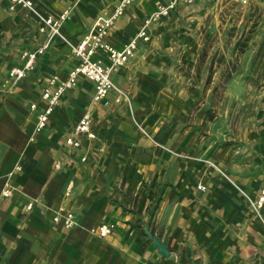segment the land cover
<instances>
[{"label":"crops","instance_id":"obj_1","mask_svg":"<svg viewBox=\"0 0 264 264\" xmlns=\"http://www.w3.org/2000/svg\"><path fill=\"white\" fill-rule=\"evenodd\" d=\"M32 1L45 13L70 11L61 26L64 39L54 37L34 68L11 85L10 68L46 36L34 16L0 0V264H264V208L258 215L252 207L264 188V95L238 118L242 128L234 124L226 141L218 139L212 121L207 130L197 127L203 119L190 122L186 87L169 84L163 60L155 67L166 78L153 76L156 60L149 48L156 29L166 25L164 17L150 25L151 41L138 42L133 56L112 74L129 92L133 112L114 102H92L93 82L79 77L47 126L36 131L49 78H66L77 64L71 45L118 0ZM165 1L134 0L105 41L120 49ZM198 1L177 6L170 16ZM155 52L157 57L160 49ZM96 56L107 62L105 52ZM87 109L96 137L71 148L65 139ZM159 109L174 114L177 124H164L161 131L151 119ZM231 117L236 120L235 113ZM137 122L156 132L159 144L151 143ZM69 182L73 187L66 195ZM5 190L8 196L2 195ZM59 207L73 212L74 227L53 222ZM100 225H112L111 231L105 236L92 231ZM145 228L167 239L169 256L159 254Z\"/></svg>","mask_w":264,"mask_h":264},{"label":"rangeland","instance_id":"obj_2","mask_svg":"<svg viewBox=\"0 0 264 264\" xmlns=\"http://www.w3.org/2000/svg\"><path fill=\"white\" fill-rule=\"evenodd\" d=\"M183 7L173 16L170 13L163 22L166 25L156 29L154 47L149 48L156 60L153 66L163 60L169 84L186 87V118L190 122L203 119L197 127L204 130L212 121L218 139L226 141L238 118L250 113V105L264 95V0H199ZM154 70L157 80L166 78L158 67ZM120 89L119 97L114 92L113 99L100 103L114 102L133 112L129 92ZM234 113L235 121L231 117ZM171 114L159 109L151 119L162 131L164 124H177ZM137 123L151 143L159 144L156 132ZM240 123L236 128H242Z\"/></svg>","mask_w":264,"mask_h":264},{"label":"built area","instance_id":"obj_3","mask_svg":"<svg viewBox=\"0 0 264 264\" xmlns=\"http://www.w3.org/2000/svg\"><path fill=\"white\" fill-rule=\"evenodd\" d=\"M6 1L10 10L20 7L25 9L28 14L34 16L38 23V32L46 36L42 45L32 50H24L21 53L22 63L20 65H14L10 68L8 75L11 79V84L14 85L24 78L28 71L34 68L38 56L44 52L54 37L64 39L61 33V26L69 17V10L65 9L55 15L40 11L32 0ZM133 1L118 0L110 14L97 16L89 31L77 43L71 45V53L77 59V64L68 72L64 79L56 74L49 78L41 95L42 100L46 102V106L36 116V131H40L47 126L50 115L54 108L59 105L61 97L67 90L72 89L76 85L79 77L87 78L93 82L92 102H106L108 96L114 92L119 97L122 91L113 82L112 74L133 56L138 42L150 41V25L161 18L167 17L180 4H191L196 0H167L157 3L155 10L142 22L136 35L120 49L114 48L105 41V37L114 26L116 19L123 15L126 8ZM99 52L106 53L107 62L96 56ZM118 97L116 100H118ZM30 109L35 110L36 104H31ZM95 137L93 114L90 109H87L79 118L72 134L65 139V144L71 148H79L82 146L84 139L93 140ZM80 160L85 161L86 156L81 157ZM72 187V182L66 185V195L71 192ZM197 188L204 190L202 184H198ZM9 194V190L2 192L4 196ZM30 207L31 203L27 205V208ZM252 207L258 215L260 210L264 208V188L258 193L252 203ZM52 220L54 223L61 222L66 228H72L77 224L73 212L66 210L64 207H59ZM111 227L112 225H100L97 229L93 228L92 231H97L98 235L105 236L111 231Z\"/></svg>","mask_w":264,"mask_h":264},{"label":"water","instance_id":"obj_4","mask_svg":"<svg viewBox=\"0 0 264 264\" xmlns=\"http://www.w3.org/2000/svg\"><path fill=\"white\" fill-rule=\"evenodd\" d=\"M145 234L152 241L153 245L157 248L158 252L162 256H169V251L167 248V239H160L159 236L153 235L147 228L144 229Z\"/></svg>","mask_w":264,"mask_h":264}]
</instances>
